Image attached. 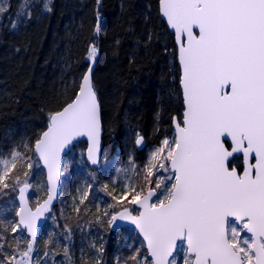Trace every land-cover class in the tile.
I'll return each mask as SVG.
<instances>
[{
  "label": "snow or ice",
  "instance_id": "1",
  "mask_svg": "<svg viewBox=\"0 0 264 264\" xmlns=\"http://www.w3.org/2000/svg\"><path fill=\"white\" fill-rule=\"evenodd\" d=\"M96 5L93 31L98 35L101 0ZM159 6L177 43L173 52L167 46L163 51L173 57L169 76L178 79L182 115L170 117L173 134L149 149L143 165L136 164L134 152L145 146V137L134 130L127 165L115 169L128 175L101 187L91 173L92 181L77 189L70 207L79 215L83 206L87 216L95 217L85 222L89 228L106 224L112 231L119 222L134 226L124 244L130 254L115 256L114 264H264V0H159ZM21 8L30 19L28 0ZM42 10L51 11L50 0H44ZM6 11L0 3V14ZM152 39L150 32L147 40ZM97 52L92 43L73 97L49 114L40 138L23 144L24 151L13 148L10 159H0V198H13L11 208L0 209V264H55L61 236L71 264V227L65 223L62 233H49L45 244L51 247L40 255L37 221L52 212L61 154L72 151L78 137L89 141L86 166H97L102 158L101 108L93 80ZM237 154L242 170L233 163ZM36 156L47 167L48 188L33 212L26 193L32 187L30 170L39 166ZM17 163L27 169L24 179L10 176ZM10 211L15 216L5 218ZM98 238L99 246L89 245L94 255L81 249L82 261L102 264L104 238Z\"/></svg>",
  "mask_w": 264,
  "mask_h": 264
},
{
  "label": "trees",
  "instance_id": "2",
  "mask_svg": "<svg viewBox=\"0 0 264 264\" xmlns=\"http://www.w3.org/2000/svg\"><path fill=\"white\" fill-rule=\"evenodd\" d=\"M43 2L28 0L29 19L22 13L24 0H0L7 8L0 14V156L8 155L13 148L24 151L25 143L34 144L46 128L49 114L60 110L73 97L89 64V46L95 43L98 52L93 80L101 108L103 160L117 156L125 162L134 148V130H138L145 137V146L135 148L134 158L137 165H143L145 149L158 145L165 135L171 137L170 117L181 116L183 111L178 79L174 81L169 76L173 57L163 51L165 46L169 53L176 49L174 34L159 13V0H101L98 35L93 31L97 22L96 0H50V12L42 10ZM12 23H17V28L13 29ZM150 32L153 39L148 42ZM85 146L84 141H78L65 158L61 186L65 184L67 189H60V195H64L61 205L58 203L48 215L43 228L62 233L65 223L71 227V264H93L91 259L82 261L81 249L92 256L95 253L89 250L90 243H100V234L95 231L91 230L88 237L83 235L91 229L85 222L94 221L95 217L87 216L83 206L77 215L69 204L70 198L76 196L71 186L78 185L88 172L99 170L81 163ZM31 153L33 157L32 151L27 155ZM38 167L40 179L34 176L33 185L38 180L44 184L43 170ZM98 178L99 186H103L105 177ZM90 208L95 212V204ZM78 225L84 226L83 231ZM98 227H105L110 250L123 256L130 254L124 244L134 235L132 228L109 231L106 224ZM40 238L39 254L43 255L51 245L45 244L42 235ZM60 239L54 261L68 264L63 236ZM114 259L115 255H111L102 264H114Z\"/></svg>",
  "mask_w": 264,
  "mask_h": 264
},
{
  "label": "rangeland",
  "instance_id": "3",
  "mask_svg": "<svg viewBox=\"0 0 264 264\" xmlns=\"http://www.w3.org/2000/svg\"><path fill=\"white\" fill-rule=\"evenodd\" d=\"M149 149L150 148H146L145 149V154H146V158H147V155H148V152H149ZM129 152H131V151H129ZM29 157H32V153H31V155L29 156ZM0 159H10V157H9V155H4V156H0ZM129 159V158H128ZM128 159H125V162H123V160H121L119 157H117V156H114L113 158H112V160L110 159V158H108L107 159V161H103V166L99 169V170H97V171H94V172H88L87 174H88V176L87 175H83L82 177H81V182L78 184V185H74V187H73V185L71 186L74 190H75V193H76V196H77V189L78 188H82L83 187V185H84V182L85 181H89V182H91L92 181V177H91V173H95L98 177H100L101 178V176L102 177H105L104 179H103V182H101L102 183V185L103 184H105V183H109V184H111V181L113 180V179H116L117 180V182H120V179L123 177V176H125V175H128L127 173H124L123 171L120 173V174H116L115 173V169L117 168V167H119V168H121V169H123L126 165H127V162H128ZM36 160V159H35ZM40 165V164H39ZM0 166H2V165H0ZM42 169V168H41ZM25 170H27V169H22L21 168V166H20V163H17V166H16V168L15 169H13V171L11 172V174H10V176H11V178H15V176H17V175H19L20 177H21V179H24V176H23V171H25ZM68 170V169H67ZM67 170L66 171H64L65 172V175H67ZM102 170V171H101ZM30 171H32V175H31V177H30V179H29V183L32 185V187H31V190H30V193H29V200H30V202H32V203H34V202H39L40 200H41V198H43V195H45L46 194V192H47V186H46V183H45V181H44V184H42L41 183V181L40 180H38V183H36L35 185H33L32 184V182H31V180H34V176H37L38 177V179H40L39 178V176H38V173H39V171H40V168L39 167H36V168H34L33 170H30ZM89 177H90V179H89ZM134 179L136 180V182L137 183H142L143 182V180H142V177H134ZM72 183V182H71ZM71 183H69V184H71ZM68 184V183H67ZM43 185H45V186H43ZM60 187H62V188H60V189H64V191L67 189V188H65V184L64 185H62V186H60ZM102 187V186H101ZM110 190V189H109ZM63 192V191H62ZM13 195H15V194H13ZM100 195H103V194H100ZM63 196L64 195H60L59 194V204L61 205V201L63 200ZM12 203H13V198H12V196H5V197H2V198H0V209H7V208H11L12 207ZM16 203L18 204V202L16 201ZM72 203H73V197H71L70 198V200H69V204L70 205H72ZM65 203H63V205H64ZM35 205V204H34ZM101 207H103V204L101 205ZM15 216V212L14 211H10V212H4V217L5 218H12V217H14ZM51 222H53L52 220H51ZM97 227V228H96ZM49 228H52V225L51 226H49ZM95 229H100L101 231L99 232V234H103V236H104V244H105V247H106V249H110V247H109V236H108V233L107 232H105L104 231V229H105V227H101V228H99L98 227V225H96L94 228H91L90 230L88 229V230H86V231H84V233H83V235H85V236H87L88 235V233H90V231L91 232H93ZM50 230H52V231H50ZM49 231H48V229H46V230H44V231H41L40 232V236L42 235V237H44L45 239H47V237H48V234L50 233V232H56V233H59L58 231H56L54 228L53 229H50ZM49 233H48V232ZM88 237V236H87ZM123 238H124V241H125V239H126V236H123ZM61 240V239H60ZM62 241V240H61ZM119 252L118 251H116L115 250V252L113 253L112 251H110L109 250V256H111V255H115V256H117V255H119L118 254ZM145 253H146V251H145ZM183 254L181 253V254H179L178 256H177V259L178 260H180V257L182 256ZM103 259L105 260V259H107V257L106 256H103ZM57 264V263H56Z\"/></svg>",
  "mask_w": 264,
  "mask_h": 264
},
{
  "label": "water",
  "instance_id": "4",
  "mask_svg": "<svg viewBox=\"0 0 264 264\" xmlns=\"http://www.w3.org/2000/svg\"><path fill=\"white\" fill-rule=\"evenodd\" d=\"M159 13H160L161 17L165 20V22H166V24H167V20H166V18L163 17L162 14H161V12H160V6H159ZM167 27H168V29L174 34V31L169 27L168 24H167ZM174 41H175V45H176V47H177V43H176V39H175V35H174ZM177 62H178V61H177ZM60 110H61V109H60ZM58 111H59V110H58ZM182 112H183V111H182ZM100 115H101V113H100ZM48 123H49V122H48ZM100 124H101V128H100V136H99V140H100V150H101V153H102V133H103L102 120H100ZM47 127H48V125H47ZM47 127H46V129H45L44 131L47 130ZM44 131H43V132H44ZM40 136H41V134H40ZM40 136H39V138H40ZM39 138H38V139H39ZM78 140H84V141H86V144H87V145H86V150H85V162H86L87 148L89 147V141H88V138H87V136H81V137H78V138L73 142V145H74V143H75L76 141H78ZM138 148H140V147H138ZM67 154H68V152H67ZM67 154H66V155H67ZM66 155L62 153V154H61V157H60V165H61V168H60V177H61V169H62L63 161H64ZM37 158H38V160H39V162H40L42 168L44 169V179H45V182H46V185H47V188H48V183H47L48 170H47V167L44 165V162H43L42 160L39 159L38 156H37ZM100 162H101V161H100ZM100 162H99V164H98L97 166H91V167H99ZM60 177H59V182H58V184H57V186H56V192H57V193H59V189H60ZM29 191H30V189H29V190L27 191V193H26V198H27L28 207H29L33 212H35L36 208H37L39 205L43 204L44 200L47 198V195H46V197H45L41 202H39L36 206L32 207V206L30 205V202H29V199H28ZM17 202H18V201H17ZM56 204H57V200H54V201H53L52 209H53V207H54ZM47 214H48V213H45L44 216L41 217V218L37 221V231H39V229L43 226ZM121 225L129 226V227H132V228L134 227V226L130 225L128 222H119V226H121ZM141 238H142V237H141ZM145 248H146V247H145Z\"/></svg>",
  "mask_w": 264,
  "mask_h": 264
},
{
  "label": "flooded vegetation",
  "instance_id": "5",
  "mask_svg": "<svg viewBox=\"0 0 264 264\" xmlns=\"http://www.w3.org/2000/svg\"><path fill=\"white\" fill-rule=\"evenodd\" d=\"M237 156H238L239 158L235 159V160L233 161V163H234L235 166H237L239 169L242 170V167H243V165H244L243 158H242V156H241L240 154H237ZM251 162H252V163H255L254 160H252ZM241 235L243 236V235H245V234H244V233H241ZM249 235H250V234H249Z\"/></svg>",
  "mask_w": 264,
  "mask_h": 264
}]
</instances>
